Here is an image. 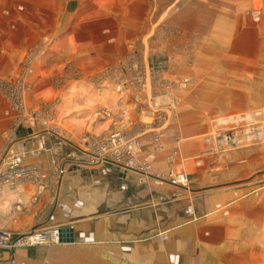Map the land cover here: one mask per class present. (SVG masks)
<instances>
[{"label": "rangeland", "instance_id": "1", "mask_svg": "<svg viewBox=\"0 0 264 264\" xmlns=\"http://www.w3.org/2000/svg\"><path fill=\"white\" fill-rule=\"evenodd\" d=\"M132 94L146 104L138 124L152 125L144 135L153 148L139 152L135 183L168 188L161 204L189 229L185 237L196 226L188 257L212 264L221 249L222 262L223 232L239 224H225L221 204L243 187L246 214L264 208V0H0V119H10L0 173L6 148L21 150L9 142L13 130L40 135L37 149L53 142L56 151L57 132L87 150L112 133L128 135L112 113ZM103 124L110 127L99 135Z\"/></svg>", "mask_w": 264, "mask_h": 264}, {"label": "crops", "instance_id": "2", "mask_svg": "<svg viewBox=\"0 0 264 264\" xmlns=\"http://www.w3.org/2000/svg\"><path fill=\"white\" fill-rule=\"evenodd\" d=\"M138 100L141 99L134 94L120 98L113 104L112 116L118 120L115 122L118 130L138 138L142 143L140 153L147 156L153 148L150 149L149 138L144 134L152 125L142 123L139 126L140 118L145 116L142 109L146 104ZM9 121L8 117L0 119V169L4 159L2 134L8 130ZM109 127V124H103L96 132L100 135ZM21 130H13L9 142H19L20 152L16 150V142L14 151L26 154L24 168L37 175L23 179L17 186H5L0 192V231L22 234L59 227L73 232L68 231L63 240L53 246L0 250V264H199V257L191 259L186 255L193 250L196 226L192 236L185 237L189 229L180 230L182 225L176 222L181 221L180 217L168 218L161 204L168 188H162L160 182L152 183V189L137 185L136 173L126 172L113 163L72 169L59 178L60 165L83 149L79 140L57 132L55 139L62 144L61 148L56 151V143L45 141L47 149L41 150L37 149L40 135ZM50 135L45 138L51 139ZM166 142L167 149L173 141L167 137ZM166 152L156 155V176L163 170ZM42 184L44 190L39 191ZM133 187L135 191L131 189ZM238 188L234 191L235 199L221 204V209L227 206V210L223 209L226 211L223 216L227 217L225 224H239L238 231L223 232V239L229 241L224 244V260L221 262V249H211L212 264H264V208L254 205L252 215H247L245 198L242 199L246 195L242 192L243 187ZM234 207L236 215L230 221V210ZM167 221L176 231L168 232ZM174 222L177 226H171ZM213 240L215 243V238Z\"/></svg>", "mask_w": 264, "mask_h": 264}, {"label": "built area", "instance_id": "3", "mask_svg": "<svg viewBox=\"0 0 264 264\" xmlns=\"http://www.w3.org/2000/svg\"><path fill=\"white\" fill-rule=\"evenodd\" d=\"M84 143L85 145L89 143V139L85 138ZM139 146L140 142L138 138H130V136L124 135L122 133H112L107 138L96 141V143H92L88 150L86 147L81 146L83 148L81 149V152H78L76 157L68 160L64 168L69 170L82 169L85 167L95 168L97 165L103 163H113L117 166H120L126 172L135 171L137 170V166H139L138 161L140 150H137ZM40 148H44V145L42 144ZM5 154L8 155V161L6 164V169L8 172L4 177V180L6 179V181L4 183H0L1 191L5 186H17L18 182L22 181L23 179H29L36 176L23 166V161L26 154H18L15 151L9 149V147L6 148ZM17 162H20V164L15 166ZM145 162H150L149 157ZM64 172L65 171L61 170L59 178L65 175ZM139 173L142 175H149V171L145 170H143V172L140 171ZM173 178L175 181L182 184L186 182V179L183 175H174L171 179ZM42 179L43 177H41V180ZM41 189L44 190L43 184L41 187H39V191ZM60 233L61 229L59 227H54L53 229L40 228L22 234H16L10 231H0V250H16L22 247H37L38 245L53 246V244L60 243ZM35 236L38 237V240L36 242H29Z\"/></svg>", "mask_w": 264, "mask_h": 264}, {"label": "bare ground", "instance_id": "4", "mask_svg": "<svg viewBox=\"0 0 264 264\" xmlns=\"http://www.w3.org/2000/svg\"><path fill=\"white\" fill-rule=\"evenodd\" d=\"M8 158V157H7ZM7 161H8V159H6L5 158V163H4V165H5V168H4V170H2V172H1V178H0V183L2 182V183H4L5 181H6V179L4 180V177H5V175H7V172H8V170L6 169V164H7ZM20 164V163H19ZM18 163H16L15 164V166H17V165H19ZM11 178H12V176H11ZM177 182V181H176ZM0 191H1V189H0ZM38 240V237H34L33 239H31V241H29V242H36ZM29 247H34V246H29Z\"/></svg>", "mask_w": 264, "mask_h": 264}, {"label": "water", "instance_id": "5", "mask_svg": "<svg viewBox=\"0 0 264 264\" xmlns=\"http://www.w3.org/2000/svg\"><path fill=\"white\" fill-rule=\"evenodd\" d=\"M68 231L73 232L72 229H69V228H68V230L61 229V233H60V242L63 240L64 235H65Z\"/></svg>", "mask_w": 264, "mask_h": 264}]
</instances>
